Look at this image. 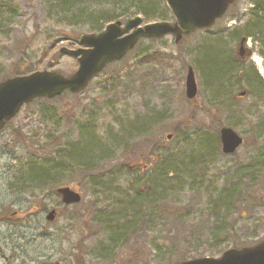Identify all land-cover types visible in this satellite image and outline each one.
Masks as SVG:
<instances>
[{
	"label": "rangeland",
	"instance_id": "obj_1",
	"mask_svg": "<svg viewBox=\"0 0 264 264\" xmlns=\"http://www.w3.org/2000/svg\"><path fill=\"white\" fill-rule=\"evenodd\" d=\"M62 4L0 0V81L26 69L73 74L78 60L60 48H78L82 35L110 22L137 15L143 24L173 20L165 0ZM148 10L149 19L142 13ZM263 34L264 0H241L212 28L178 43L172 35L142 39L81 93L23 106L0 131V264H176L261 242L264 176L249 174L264 162ZM244 36L252 53L239 58ZM225 52L231 72L211 83ZM190 66L194 99L186 96ZM133 123L139 129L128 136ZM222 126L245 139L232 155L221 150ZM90 139L102 144V159L73 161L71 154L76 160L91 152ZM189 156L201 161L182 165ZM32 157L55 166L43 184L18 180ZM59 187L80 192L81 202L63 204ZM51 209L56 214L48 221ZM119 210L126 217L113 227L111 214ZM138 210H160L161 219L127 224ZM206 221L214 231L197 232Z\"/></svg>",
	"mask_w": 264,
	"mask_h": 264
},
{
	"label": "water",
	"instance_id": "obj_2",
	"mask_svg": "<svg viewBox=\"0 0 264 264\" xmlns=\"http://www.w3.org/2000/svg\"><path fill=\"white\" fill-rule=\"evenodd\" d=\"M236 1L239 0H165L175 19L174 23L142 25V18L137 16L127 20L124 25L122 21H116L109 23L100 33L82 35V47H62L60 50L63 54L78 58L79 67L73 74L65 76L58 71L38 70L0 82V130L16 117L24 105L36 99H53L64 91L73 94L82 92L107 64L124 58L141 39H161L173 35L178 43L185 35L211 28ZM245 42L246 38H242L239 48L241 57L246 51ZM186 95L189 99L197 95L192 67L188 69L186 78ZM221 141L225 154H233L243 144L242 137L228 127L222 129ZM57 193L66 205L82 200V195L70 187H60ZM55 214L56 210H51L47 220L53 221ZM177 264H264V239L253 246L228 249L219 258L203 257Z\"/></svg>",
	"mask_w": 264,
	"mask_h": 264
},
{
	"label": "trees",
	"instance_id": "obj_3",
	"mask_svg": "<svg viewBox=\"0 0 264 264\" xmlns=\"http://www.w3.org/2000/svg\"><path fill=\"white\" fill-rule=\"evenodd\" d=\"M62 1H63L62 7L65 8V7H67L69 5L68 2H71L73 0H62ZM62 13H66V11H63ZM142 13H144L145 17L148 18V19L152 17V16H149V15L152 14V12H150L149 10L148 11H142ZM158 17L161 18V19H166L167 18V14L166 13H161V15L158 16ZM223 56H225V57L227 56L228 58L226 57V60H225V57H224V59H222L221 67L219 69L215 70V74L213 73L215 76H214L213 81L211 83L215 82L214 80H216L217 78H219V79L224 78V76H226L227 73L230 74V72H231V66L229 67V65L231 64V63H229V55L226 54V52H225V54ZM30 72H32L30 69H26V70L18 71L15 75L27 74V73H30ZM145 123L150 125L151 124V120L150 119H146ZM138 125H139V123H136V124L133 123V124H131V125H129V126H127L125 128V131L128 132V136H129L130 133L135 132L136 129H139ZM124 134H122V136ZM122 136H121V138H116L117 143L121 144L122 140L124 139V138H122ZM123 137H125V136H123ZM81 140H83V139H81ZM86 141L87 140H85L83 143H81L79 145H82V144L86 143ZM90 141H94V143H92L91 152L87 155L86 158L80 157V159L75 158L76 160H74V157H75L74 154L70 153V149L73 146H67L64 149V152H66L68 154H71V159L73 161H75L76 163H79L80 161H82L84 159H86L88 162H89V160H91V161L92 160H96V159L101 160L102 156H99L101 154V151L97 152V150H99V149H96V148L102 149L103 148L102 144L100 142H98L97 140H91L90 139ZM75 145H78V144H75ZM219 147H220V144H219ZM196 155H198V154H196ZM189 157L191 158L189 162L187 160H183L181 164L185 165V166H189L192 163H196V162H200L201 161L199 159V156L194 161L192 159H195V158H192L191 156H189ZM37 160H38V158L32 157L30 160H28L27 166L22 168L20 177L18 178V180L21 181V183L24 184V182H26L27 184H29V183L32 182L33 184L40 185V183L43 184V182L48 181L47 179L52 176L51 174L53 173V171L55 169L54 168L55 166L52 163H47V161H44L45 159H43L42 162H38ZM249 176H251V178L253 180L258 178V176H264V162H263V165L261 167L260 172L249 174ZM18 180H17V182H19ZM42 186H44V185H42ZM55 193H56V190H55ZM229 197H230V199L232 201V199L235 196H232V195L227 196V198H229ZM158 212H160V210ZM158 212L155 211L153 214H146V216L145 215L142 216L141 211L138 210L135 213L137 215L134 216V219L131 222H127V224L131 223V224L136 225L137 221H140L143 224V222H147V223L151 222L152 223L155 220H160L161 216H160V214H158ZM144 216H145V219L143 218ZM124 217H126V212L125 211H123V210H119V211H116V212L113 211L112 214H111V223H112L113 227H114V225H119L122 221H124L123 220ZM143 219H144V221H143ZM176 219H178V218H176ZM208 227H210V224H209V222L206 221V222H204V223H202V224H200L198 226L197 232H203L204 230H207L208 232L211 231V233H212V231H214V229L213 228L210 229ZM192 229L196 230L195 228H192ZM223 229H224V227L221 226L220 229L217 228L215 231L217 233H219L220 231L222 232ZM127 230H130V229L127 228Z\"/></svg>",
	"mask_w": 264,
	"mask_h": 264
},
{
	"label": "bare ground",
	"instance_id": "obj_4",
	"mask_svg": "<svg viewBox=\"0 0 264 264\" xmlns=\"http://www.w3.org/2000/svg\"><path fill=\"white\" fill-rule=\"evenodd\" d=\"M168 9H169V8H168ZM170 13H171V12H170ZM137 16H139V15H137ZM137 16H135V17H137ZM135 17L128 18L127 20H129V19H133V18H135ZM223 17H224V16H223ZM223 17H222V18H223ZM222 18H220V19H222ZM172 19H173V20H171V21H168V20H160V21L149 22V23H147V24H152V23H157V22H170V23H174V22H175L174 17H173ZM220 19H218V20H220ZM218 20H217V21H218ZM217 21H216V22H217ZM216 22H215V24H216ZM192 34H193V33H191V34H189V35H185L183 38H185V37H187V36H190V35H192ZM251 53H252V52H250L249 55H250ZM242 90H243V91H241V93H240L241 96H243V95H245V94L247 93V91H246L245 89H242ZM65 92H66V91L62 92V94L56 96V98H57V97H60V96L63 95ZM70 93H71V92H70ZM242 93H243V94H242ZM224 127H228V128L233 129V130H234L239 136L242 137V139H243V144L245 143V139H244V137H243L240 133H238L234 128H232V127H230V126H222V127H220V128L217 130V134H219V137H220L221 150H222L221 132H222V129H223ZM243 144H242V145H243ZM240 147H241V146H240ZM240 147H239V148H240ZM239 148H238V149H239ZM238 149H237V150H238ZM237 150H236V151H237ZM236 151H235V152H236ZM222 152H223V150H222ZM235 152H234V153H235ZM223 153H224V152H223ZM234 153H233V154H234ZM224 154H225V153H224ZM228 155H232V154H228ZM166 182H167V181H166ZM168 186H169V187L172 186L171 181L168 182ZM167 191H169V188H168V187H167ZM210 213H211V215H213V216H217V215L222 214L221 211H216V212L213 211V212H210ZM133 215L136 216L137 214L133 213Z\"/></svg>",
	"mask_w": 264,
	"mask_h": 264
},
{
	"label": "flooded vegetation",
	"instance_id": "obj_5",
	"mask_svg": "<svg viewBox=\"0 0 264 264\" xmlns=\"http://www.w3.org/2000/svg\"><path fill=\"white\" fill-rule=\"evenodd\" d=\"M245 52L247 53V51H245ZM248 53H249V51H248ZM248 53H247V54H248Z\"/></svg>",
	"mask_w": 264,
	"mask_h": 264
}]
</instances>
